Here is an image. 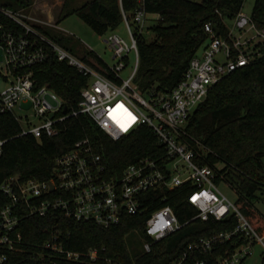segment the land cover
Here are the masks:
<instances>
[{
	"label": "built area",
	"instance_id": "1",
	"mask_svg": "<svg viewBox=\"0 0 264 264\" xmlns=\"http://www.w3.org/2000/svg\"><path fill=\"white\" fill-rule=\"evenodd\" d=\"M140 2L132 18L124 13L131 41L115 31L106 39L118 59L112 66L107 64L108 75L101 71L91 47L86 46L83 54L74 52L47 33L49 29L72 36L58 24L39 18L32 7L14 8L0 0V76L7 83L0 92V113L13 114L21 124L19 135L55 137L63 132L68 118L85 113L114 140L147 125L164 149L162 154L139 158L119 176H108L101 156L83 138L55 159L49 178L12 175L4 179L0 184V264H96L99 260L111 264L113 260L100 255L97 248L85 252L67 248L58 223L46 225L36 239L26 234V224L34 217L72 218L108 228L120 224L126 215L146 213L157 197L165 200L168 190L183 185H189L188 201L198 211L192 220H221L234 214L238 223L234 229L198 237L169 264H242L255 245L262 247L264 256V228L257 229L221 190V181L230 185L221 171L225 164L212 163L208 158L212 149L188 129L191 116L215 84L264 57V27L243 8L232 18L223 16L224 27L206 23L207 40L191 59L183 79L172 90L152 87L142 93L135 83L140 64L138 35L144 31L148 12L144 0ZM132 52L135 63L130 74L122 77ZM52 57L87 77L79 108L69 110L49 83L39 84L35 67ZM7 141L0 137V155ZM150 191L154 192L149 199ZM188 222H181L170 205L152 211L145 226L152 241L142 237L143 250L151 251L154 242Z\"/></svg>",
	"mask_w": 264,
	"mask_h": 264
},
{
	"label": "trees",
	"instance_id": "2",
	"mask_svg": "<svg viewBox=\"0 0 264 264\" xmlns=\"http://www.w3.org/2000/svg\"><path fill=\"white\" fill-rule=\"evenodd\" d=\"M6 2L14 8H31L33 5L32 0ZM69 2L65 0L63 3L58 23L65 12L75 13L98 34L116 31L124 23V13L132 18L141 5L140 0H89L69 9ZM244 2L144 0L147 12L158 15V19L150 28L154 34L152 39L146 38L143 33L138 35L140 64L135 83L139 90L142 93L152 87L172 90L183 79L193 56L204 47L208 36L205 24L211 23L214 28L224 27L223 16L234 17L243 8ZM251 13L257 25L264 27V0H255ZM46 31L70 50L78 52L73 36L49 29ZM94 56L102 66L101 71L109 75L106 70L108 65L97 54ZM35 75L39 84L49 83L65 99L69 110L79 108L80 93L87 77L56 57L37 65ZM188 129L212 149L208 156L212 163L221 161L225 164L222 173L233 188L236 184L239 191L235 201L237 206L257 229H263L264 216L253 200L256 192L264 187V57L237 69L215 84L205 101L194 111ZM20 131L21 124L13 114L0 113V137L8 140L0 155V184L12 175H20L22 179L49 178L55 159L83 138H88L93 152L101 156L108 176L121 175L129 164L141 157L164 153L158 138L147 125H140L134 132L114 140L85 113L68 118L63 132L55 137L19 135ZM190 191L189 185L168 190L167 199L157 197L146 207V213L126 215L120 224L108 228L72 218L53 220L34 217L26 224L30 229L26 230V234L39 238L42 228L58 223L69 249L85 252L97 248L100 255L113 260L111 264H169L198 237L234 229L238 223L234 214L221 220H192L198 211L188 201ZM153 192L146 194L149 199L153 198ZM164 205L172 206L181 222H189L179 231L154 242L151 251L147 252L142 247L133 251L128 236L137 230L145 240L152 241L145 233L146 219L149 213ZM227 246L231 247L233 243ZM196 257L207 256L196 254ZM63 264L95 263L66 261ZM96 264L109 263L99 260Z\"/></svg>",
	"mask_w": 264,
	"mask_h": 264
},
{
	"label": "rangeland",
	"instance_id": "3",
	"mask_svg": "<svg viewBox=\"0 0 264 264\" xmlns=\"http://www.w3.org/2000/svg\"><path fill=\"white\" fill-rule=\"evenodd\" d=\"M32 12L39 16L41 19H46L48 21H52L53 23L57 24L60 12L62 10L63 3L65 0H32ZM89 0H70L68 8H76L81 6L83 3ZM193 1H202V0H193ZM255 0H245L243 5V10L247 13H251L253 10ZM68 10V9H67ZM62 17L61 21L58 23V26L66 31L67 33L71 34L74 40L77 42L78 51H85V47H91L108 65L112 66L117 63L118 59L115 57L114 52L110 48L109 43L106 41L110 32H106L104 34L96 33L92 27L85 22L82 18H80L77 14H67ZM231 22V20H228ZM156 22L155 14L148 13L147 21L145 26H143V35L146 38L152 39L154 34L150 29L152 24ZM126 40L131 41L128 29L125 23H122L118 29L115 31ZM202 50V49H201ZM2 56V52L0 51V59ZM135 54L132 52L129 55L128 65L127 67L121 72L122 77H127L132 67L135 63ZM7 87V83L4 79L0 76V92ZM30 107V104H27ZM30 114L31 111L22 110V113ZM15 113L20 114L18 109L15 110ZM221 190L232 200L236 201L239 197V191L237 190L236 184H234L233 188L224 180L220 182ZM264 186V185H263ZM255 207L259 210V212L264 216V187L259 189L256 192V198L253 200ZM128 243L133 251H138L142 247V236L139 232H132L128 236ZM263 249L259 245H255L253 252L250 256H248L242 264H264L263 259Z\"/></svg>",
	"mask_w": 264,
	"mask_h": 264
},
{
	"label": "crops",
	"instance_id": "4",
	"mask_svg": "<svg viewBox=\"0 0 264 264\" xmlns=\"http://www.w3.org/2000/svg\"><path fill=\"white\" fill-rule=\"evenodd\" d=\"M155 17H156V20L158 19V15H155ZM78 53H81V54H83L84 53V51H78ZM99 56V55H98ZM100 57V56H99ZM101 58V57H100ZM102 59V58H101ZM103 60V59H102ZM104 61V60H103ZM105 62V61H104ZM106 63V62H105ZM107 64V63H106Z\"/></svg>",
	"mask_w": 264,
	"mask_h": 264
},
{
	"label": "bare ground",
	"instance_id": "5",
	"mask_svg": "<svg viewBox=\"0 0 264 264\" xmlns=\"http://www.w3.org/2000/svg\"><path fill=\"white\" fill-rule=\"evenodd\" d=\"M130 121H132V120H131V119H130V120H128L127 124H128V123H130Z\"/></svg>",
	"mask_w": 264,
	"mask_h": 264
}]
</instances>
